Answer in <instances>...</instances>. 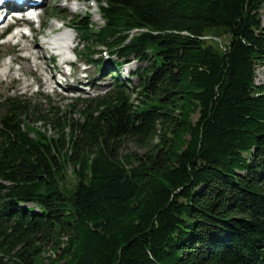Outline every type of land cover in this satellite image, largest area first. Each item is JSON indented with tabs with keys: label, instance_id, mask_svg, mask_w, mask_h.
<instances>
[{
	"label": "trees",
	"instance_id": "obj_1",
	"mask_svg": "<svg viewBox=\"0 0 264 264\" xmlns=\"http://www.w3.org/2000/svg\"><path fill=\"white\" fill-rule=\"evenodd\" d=\"M86 1L103 24L71 29L108 88L78 118L0 96V264H264V0Z\"/></svg>",
	"mask_w": 264,
	"mask_h": 264
},
{
	"label": "rangeland",
	"instance_id": "obj_2",
	"mask_svg": "<svg viewBox=\"0 0 264 264\" xmlns=\"http://www.w3.org/2000/svg\"><path fill=\"white\" fill-rule=\"evenodd\" d=\"M39 11L41 13L40 22L42 28L38 30V24L35 23L32 27L35 30L32 37L29 35L25 39L17 42L16 40L10 39L9 35L0 40V96L25 97L34 104L42 105L43 109H47L49 107L48 103H50V106L57 107L61 112H68L73 118H78L79 108L76 105L71 108V105L74 104L73 99L77 97L86 98L102 94L111 83L109 74L96 72L94 66H87L85 64L84 54L86 51L77 45L78 36L71 29L73 18L75 16H80L93 23L95 26L94 28L100 27L103 23L98 15L97 6L93 1L87 2L86 0H45ZM260 13L262 24L264 26V6ZM63 23H68L67 26L69 27L63 29V31H70L75 34L73 44L75 57L71 55L70 60L77 63L76 65H73L70 76H68L69 69L61 66V59H53L52 53L44 45V38L48 35L49 30L55 29L57 25H63ZM19 30L27 29L20 26ZM205 39L218 52H222L228 45L229 35L226 32L217 31L208 34ZM35 40L47 50H45L47 60L43 61L45 65L41 63V61H37L36 63L35 50L28 52V48L25 47L26 51L22 49L24 45H33ZM36 50L38 51L39 49ZM102 56L104 58L105 67L109 68L107 61L110 59H108L104 53ZM25 59H28L27 63L24 62ZM35 64H38V66L41 67H38L39 69L37 70ZM137 66L138 65L135 62L125 64L120 69V77L126 79L129 77V72L134 71ZM21 68L25 71L24 76L20 75ZM43 68L45 70L47 69L49 75L47 73L43 74ZM36 71L38 74L39 72L40 75L42 74V80L36 79L34 76ZM45 75L46 77L54 75V78L47 80L44 77ZM7 76L11 77L7 78ZM15 79H19V81H17V83L11 82V80ZM131 81V85L136 84L135 78H132ZM262 82H264V66L259 67L256 72V83ZM60 83L62 85H59ZM69 89H73V92L70 93ZM191 120L195 121L196 115H193ZM46 131L49 135H52L54 132L50 127H47ZM144 151V149L136 147L133 142L125 141L121 152L123 154H143ZM75 185L76 179L72 170H69L63 181L65 192L72 193ZM49 256L53 259L56 257V254L54 255L52 251L49 250V247H47L46 252L43 253L45 259L44 264H49Z\"/></svg>",
	"mask_w": 264,
	"mask_h": 264
},
{
	"label": "bare ground",
	"instance_id": "obj_3",
	"mask_svg": "<svg viewBox=\"0 0 264 264\" xmlns=\"http://www.w3.org/2000/svg\"><path fill=\"white\" fill-rule=\"evenodd\" d=\"M36 0H32V2L35 3ZM38 8L41 9L43 4H44V0H38ZM68 24V23H67ZM66 23H63L62 27L65 29L67 28ZM40 25H41V22H40ZM61 25H57L55 27V30H58L59 31V27ZM69 28V27H68ZM40 28H38L39 30ZM35 30L33 28H31L29 31L28 30H19L17 29L16 31H14L12 34H10V39H13V40H16L17 42L25 39L27 36H29V34H31V37L33 36ZM74 40H75V34H73L72 32H68V31H64V32H58L57 34H55L53 37L49 38V42H53L55 45H57L60 49L62 50H65V48L67 47H70L74 44ZM35 43L33 45H30V46H27V45H24L22 47L23 50H25L26 48H28V52H30L31 50H35L36 51V55H35V60H36V63L37 61H41V63H43V61H46L47 60V57H46V49L44 48L43 45L39 44V42L37 40L34 41ZM26 47V48H25ZM36 49H39L38 51ZM46 50V51H45ZM26 51V50H25ZM73 53H75V49H73L72 51ZM38 53V54H37ZM24 62H28V59H25ZM54 62V61H53ZM40 63V64H41ZM44 64V63H43ZM45 65V64H44ZM35 66L37 67V70L39 69L38 67H41V66H38V64H35ZM24 69L21 68L20 69V72L21 74L20 75H23L25 74V71H23ZM43 71L44 73L43 74H48L49 73L47 72V69L45 70L43 68ZM30 73V72H29ZM42 73V72H41ZM42 75V74H41ZM41 75H40V72L38 74V72L36 71L34 73V76L36 77L37 80H42L41 78ZM70 76V75H68ZM11 76H7V78H10ZM45 79H53L54 78V75L52 76H47L46 75L44 76ZM21 78V77H20ZM57 80V79H56ZM17 81H19V79H15V80H11V82H14V83H17ZM45 81V80H44ZM59 83V82H58ZM44 84V83H43ZM42 84V85H43ZM59 85H62L61 83ZM64 86V85H63ZM63 88V87H62ZM66 90V89H65ZM69 91H73V89H69Z\"/></svg>",
	"mask_w": 264,
	"mask_h": 264
}]
</instances>
